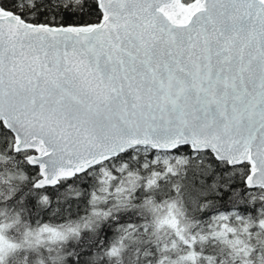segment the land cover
Wrapping results in <instances>:
<instances>
[{
    "label": "snow or ice",
    "instance_id": "obj_1",
    "mask_svg": "<svg viewBox=\"0 0 264 264\" xmlns=\"http://www.w3.org/2000/svg\"><path fill=\"white\" fill-rule=\"evenodd\" d=\"M0 264H264V0H0Z\"/></svg>",
    "mask_w": 264,
    "mask_h": 264
}]
</instances>
